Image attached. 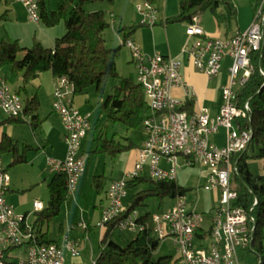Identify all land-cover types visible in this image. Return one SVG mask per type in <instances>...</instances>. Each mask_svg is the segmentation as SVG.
Here are the masks:
<instances>
[{
    "label": "built area",
    "instance_id": "built-area-1",
    "mask_svg": "<svg viewBox=\"0 0 264 264\" xmlns=\"http://www.w3.org/2000/svg\"><path fill=\"white\" fill-rule=\"evenodd\" d=\"M13 1L24 6L31 23H39L36 0ZM262 8L263 1L248 28L229 39L205 38L196 24V18L186 26V35L193 41L187 42L181 53L197 71L207 78H214L221 69L223 58L231 60L227 82L221 88L222 103L215 119L209 117L205 108L191 114L181 112L182 102L171 96L175 88L187 91L179 72V61L158 54L146 56L130 37L121 40L135 66L136 83L148 100L149 111L141 123L146 139L138 150L133 169L109 184L107 205L101 210L96 228L104 232L109 224L115 223V229L119 231L142 230L144 227L136 220L139 216L137 211L119 220L123 216V201L128 194L127 182L145 173L156 181H175L181 160L182 167L198 165L208 168L205 189L219 190V204L209 229V246L207 249L194 246V235L203 224V216L188 208L184 195H177L167 211L151 216L154 237L159 242L165 239L172 241L177 248L179 264H238L237 248L249 244L253 228L248 225L246 214L233 206L237 196L230 182L235 171L232 158L245 151L251 139V131L237 124L247 119L250 110L248 103L242 108L237 107L236 89L247 83L251 75L248 55L261 48ZM135 11L141 18V24L152 27L157 22L154 7L146 0L136 4ZM72 90L65 77L55 79L52 107L64 127L66 154L63 160L46 158L50 172L65 175L67 195L73 192L84 172V161L78 153L80 142L90 129L89 115L80 114L71 105ZM0 111L9 118L20 117L23 113L20 97L12 92L1 76ZM218 128L225 130L222 147H217L210 140ZM162 162L166 167L160 166ZM8 189L9 178L0 158V264H64V249L72 257L78 256V243L67 236H63L59 244L40 245L36 230L27 222V217L17 215L6 202ZM43 209L41 201H33L34 212ZM80 226L86 228L84 223ZM260 264H264V258Z\"/></svg>",
    "mask_w": 264,
    "mask_h": 264
},
{
    "label": "trees",
    "instance_id": "trees-1",
    "mask_svg": "<svg viewBox=\"0 0 264 264\" xmlns=\"http://www.w3.org/2000/svg\"><path fill=\"white\" fill-rule=\"evenodd\" d=\"M118 0H58L56 11L49 12L45 0H36L40 20L47 27H52L62 21L65 33L57 38L52 48H45L39 43L30 48H19L16 42L11 44L0 43V68L8 66L14 76H20L21 82L17 94L23 103V113L20 117L9 118V121L28 122L36 129L40 120L37 112L40 107L36 94H30L28 87L42 72H50L54 78L65 77L72 86V94L80 95L89 88H93L100 98L101 113L107 122L121 124L127 130L133 131L141 127L143 118L148 114L149 104L141 88L131 78L119 77L116 70V57L119 48L109 49L105 46L104 31L111 26L104 11H87L86 6L107 3L113 4ZM153 4L155 0H146ZM255 14L261 0H249ZM179 6L178 16L167 20L169 23H189L197 18L201 7L214 12L218 3L223 0H177ZM262 13L264 15V0ZM135 27L119 25L118 34L123 39L130 37ZM262 42L258 52H251L248 56L252 72L243 86L236 89V104L242 108L248 103L249 114L246 120L237 122L240 128L251 131V139L246 150L232 158L235 169L230 182L236 193L233 206L239 207L248 218V225L253 228L249 241L250 251L264 258L262 243L264 230V22L262 25ZM130 31V32H128ZM262 73V74H261ZM109 80H118L119 83L111 87L106 94ZM192 102L186 103L180 109L188 114L192 113ZM94 126L90 125V130ZM107 133H100L94 138V154L116 157L128 150L131 146L121 145L112 137L108 139ZM28 146L21 147V151H28ZM9 154L13 157L10 166L24 163L23 154L18 153V145L10 138L4 136L0 141V156ZM259 159L262 162L261 175H253L248 167L249 159ZM66 177L56 173L52 177L48 188V201L42 211L34 212L36 219L33 228L36 230L38 243H53L47 239V233L42 232L43 224H48L57 217L61 206L67 199ZM103 175L93 178L92 186L100 194L105 188ZM137 190L130 198L129 205L124 209L123 216L137 211L145 206L150 198L162 200L174 199L177 195H184L185 191L175 181H156L147 176L137 177L127 182V190ZM152 215L144 213L139 215L137 223L143 226L142 230L135 232L134 238L123 245L111 240L115 223L109 224L104 230L100 240V253L93 264H179V258L161 257L154 260L153 254L157 251L159 241L152 232ZM209 235V230H199L194 240H201Z\"/></svg>",
    "mask_w": 264,
    "mask_h": 264
},
{
    "label": "crops",
    "instance_id": "crops-1",
    "mask_svg": "<svg viewBox=\"0 0 264 264\" xmlns=\"http://www.w3.org/2000/svg\"><path fill=\"white\" fill-rule=\"evenodd\" d=\"M141 1L142 0H119V1L114 2L111 5H108V4L104 5L103 3H100L102 5L99 8H96L93 6L92 9H90L89 11L102 10L105 12L107 21H109L110 23L111 22L113 23L111 25V29L116 37L115 41L113 42L115 47H122V48L124 47L121 45L123 34L117 33V27L119 25L126 26V27L131 26L135 28L134 30H132L130 34V38L139 47L142 54L146 56H150V57L151 56L153 57V55L158 54L163 57H167L172 60L179 61L180 62L179 72L183 78V81L186 84L187 91H185L183 88H175L171 91V96L173 98H176L178 101L182 102L183 105L186 103V101L188 100L191 101L192 102V107H191L192 113L197 112L201 108H205L208 111L209 117L211 119H215L218 115V111L222 103L221 88L227 82L228 69L230 68L231 60L228 57H224L222 60L221 69L218 75L214 78H207L203 73L197 71L194 68L191 61L187 60L185 56L182 55L181 53L185 44L187 42L193 41V38H188L186 35V26L188 23H185V22L169 23L167 22L169 18L178 16L179 7L175 5V3H173L174 1L173 0H155L153 2L152 5L155 10L157 22L152 27H148L146 25L141 24L140 16L136 13V11H134L135 10L134 5L139 4ZM8 2H9V5H6L5 7L7 8V11L10 12V16L13 17L15 21L23 19L22 14L23 12L24 13L26 12L24 11L25 10L24 6L19 2H14L11 0H9ZM220 4H222V6L227 8L229 13H226V11L224 12L220 11L219 5H217V8L215 9L214 12H209V15L211 17H208V15L199 16L198 14L196 18V24L202 29L203 35L207 39H218V40L219 39H229L238 32L240 33L244 32L252 21L251 16L247 13V9H248L247 5L239 7L236 4H232L230 2H226V3L224 2ZM49 12H52V11L49 10ZM242 12L244 13L243 18L241 17ZM219 14L220 16L224 14H229L227 15V19H225L226 20L225 24H221L219 22V19H218ZM49 32L50 31H47L46 33L44 32L43 33L44 38H41L39 40H34L36 41L34 42V44L39 43L45 48L46 47L51 48L54 45L55 40L64 33V31L61 28L54 30V32H51V33ZM124 48L126 49L128 53V63L130 65V68L134 72L135 82H136L137 73L135 70V66L131 60V56H130L128 49L126 47ZM8 69L10 71L9 67ZM2 78L5 81L8 80L7 76L2 77ZM55 79L56 78H54L50 72H42L38 75L37 79L34 80L28 87L30 94H36L38 96L40 106L41 104L45 105L46 111L48 113L46 116L47 118L49 117L50 113L54 112L52 104L54 100L53 90L55 86ZM15 80H16V89L15 90L13 89L12 92H17L16 90L21 82L20 76H15ZM30 87L33 88V92L30 90ZM83 99L84 98L79 97V95H72L71 105L80 114H83V115L88 114L89 118L92 119L90 112H88V109H87L88 107L85 104H83ZM49 108H50V112H49ZM53 114L58 116L55 112ZM38 118H39V115H38ZM8 119L9 118L0 111V141L2 140L4 136H6L10 138L14 143H16L18 145V153L23 154L25 158L24 163H26V160L28 159V155L31 153L35 154L34 157L36 158V160L39 159L40 152H42V156L46 158L51 157L52 159H56V160L64 159L65 154H66V146H65V143H63L65 131H64V127L62 125V122L59 116H58L59 122H56V124L54 123L56 127L55 128L56 134L53 139H51V136L49 135V132H47V130H44L40 127L41 124H39L38 126L40 128L37 127L36 129H33L30 126V124L27 122L22 121V123H16V122L9 121ZM90 125L93 126L91 120H90ZM219 129H223V128H218L217 132L210 137V140L217 147H222L225 144V130L223 129L224 132L222 131L221 133H219ZM93 130H90V131H93ZM87 133H86V136H87ZM86 136L80 142L79 153H78L80 157H81L80 153L83 154V151H81V149L85 148L84 140L86 139ZM106 137L108 138V136ZM93 141H94V138H93ZM23 144L25 146L30 147L31 149L28 151H21V147L23 146ZM93 151L94 150H92L90 153L93 155H96L93 153ZM4 156L11 158L10 163H9L11 164V162L13 161V157L10 156L9 154H6ZM103 156H107V155L103 154ZM136 159H137L136 156L135 158H132V163H133L132 166L134 165ZM160 166L166 167L164 162H162ZM84 168H85L84 172L78 179L77 181L78 183L76 184L75 189L70 195H68L67 199H65L64 204L60 208L61 210L59 211L57 217H55V218H60L59 219L60 225L58 228L57 240L55 241L53 240V242L59 244L61 241V238L63 236H67L70 240L77 242L78 248H79L78 249L79 253H78V256L76 257H72L70 253L68 252V250H65V249L63 250L64 262H65L64 264H93L94 261L97 259L100 253L99 252L100 251V240H101L102 235L104 234H103V231L98 229L99 230V234H98L99 245L97 247L98 249L97 256H95L96 254H95L93 245L90 244V234L93 233L94 229L96 228L95 225L99 221L101 210L107 205V189L109 187V184L113 180H116V179L118 180V178L107 177L105 169L102 170V174H99L97 172L98 162L94 169L90 167H86V164H84ZM4 169L7 172V168L4 167ZM101 175L104 176L106 183H105L104 191L98 194L94 191L92 182H93L94 177L101 176ZM144 176H147V174L145 173ZM8 178H9V189L7 192L13 193L11 189L12 180L10 177ZM206 179H207V176H206ZM50 181H49V184H50ZM40 197H42V195H40ZM10 198H11L10 200L17 201V199L13 196H11ZM5 200L7 202L6 196H5ZM32 207H33V204H32ZM44 207H46V205ZM123 208L124 209L126 208L124 205V201H123ZM137 213H138V210H137ZM213 213L209 214L208 229L205 230L203 228V224L200 228L204 232H207L210 229ZM21 215H24L27 217L28 214L24 213ZM138 215H143V214L138 213ZM83 223L86 225L85 229L80 226ZM77 231L79 232L78 236L73 237L72 234ZM129 233L134 234L128 240V241H131L135 236V232H129ZM166 240L167 239L163 240L160 243H163ZM49 241H52V240H49ZM87 241H89V246H88ZM194 241L198 242V244L196 245L197 248L203 247L207 249L210 243V237L208 235L201 240L195 239ZM125 243L126 242H124L123 244ZM262 243L264 247V230H263ZM237 259H238V264L240 263L260 264V258L254 255L250 251L249 245L239 246L237 248Z\"/></svg>",
    "mask_w": 264,
    "mask_h": 264
},
{
    "label": "rangeland",
    "instance_id": "rangeland-1",
    "mask_svg": "<svg viewBox=\"0 0 264 264\" xmlns=\"http://www.w3.org/2000/svg\"><path fill=\"white\" fill-rule=\"evenodd\" d=\"M9 1V0H8ZM7 0H0V43L11 44L16 42L19 48H30L34 42V40H39L43 37V33L50 31L54 32L56 29H62L65 33V27L62 21L58 22L52 27H47L41 20L38 25L30 22L28 15L23 11V19L15 21L13 17L10 16V12L7 11L6 5H9ZM13 1V0H11ZM119 1V0H118ZM175 5L178 6L177 0H173ZM225 3L230 2L232 4H236L239 7L247 5V13L253 19L254 12L250 5L249 0H223ZM263 1V0H262ZM8 2V4H7ZM16 2V1H14ZM47 10L56 11L58 0H45ZM142 3V1L140 2ZM247 3V4H246ZM104 5L107 3H103ZM219 4V10L226 13H229L227 8ZM102 4L96 3L93 5L86 6V10L89 11L92 7L99 8ZM111 5V4H108ZM179 7V6H178ZM135 8V5H134ZM135 11V10H134ZM105 13V12H104ZM134 14V13H133ZM199 16L209 15V11L205 7H201L199 10ZM243 12L241 13V17L243 18ZM25 15V16H24ZM135 15V14H134ZM227 15L224 14L220 16L218 15L219 22L221 24H225V19H227ZM118 28V27H117ZM63 33V34H64ZM60 35L59 38L61 36ZM103 38L105 41V46L109 49L119 48L118 54L116 57V70L119 77L122 78H131L135 81L134 72L130 68L128 63V53L126 49L123 47H115V35L112 32L111 26L107 28L103 33ZM53 47V46H52ZM51 47V48H52ZM48 48V47H46ZM0 75L2 77L7 76L8 80L6 81L9 88L11 90L16 89V80L15 76L9 71L8 66L2 67L0 69ZM119 83L118 80H109L108 85L106 87V94L110 93L111 87L117 85ZM30 90L33 92V88L30 87ZM79 97L84 98L83 104H85L88 108V112H90L92 119V125L94 126V130L87 133L85 141V148L81 149L83 154L81 157L86 164V167H90L92 169L95 168L98 162V173L102 174V170H106V176L109 178H118L121 179L125 173L132 170V158L138 157V148L143 145L146 139L145 131L143 126L137 128L136 130L130 131L127 130L123 125H116L112 122H107L104 115L101 113V108L99 105L100 98L95 93L93 88H89L85 93L80 94ZM48 110V109H47ZM37 113L39 115L40 127L49 132L51 139L55 136V124L59 122L58 116L53 114L54 112L49 114L47 118V111L45 105L41 104L40 109ZM50 112V108H49ZM60 118V116H59ZM61 120V119H60ZM28 123V122H27ZM55 123V124H54ZM54 124V125H53ZM38 127V128H40ZM223 129H219V133H221ZM107 133L108 139L114 137V140L119 142L121 145L131 147L122 152L116 158H110L109 156H103L100 154L93 155L90 152L95 148V142H93V138L97 137L100 133ZM224 132V131H223ZM40 158L36 160L34 157L35 154L31 153L28 155V159L26 163H19L13 166H10V159L7 156L1 155L3 165L7 168V175L12 180L11 189L13 193H6L7 203L14 208L15 213L17 215H21L27 213V222L29 224L34 223L36 219V215L34 213L32 204L33 200H40L44 206L48 201V188L47 184L53 177L55 173L50 172L46 166V157L42 156V152L39 153ZM137 160V159H136ZM136 162V161H135ZM135 164V163H134ZM132 166V167H131ZM248 167L250 172L253 175H261L262 172V162L259 159H249ZM175 182L176 184L183 188L185 191V198L188 204V208L190 210H194L196 213L201 214L203 216V228L205 230L208 229L209 223V214L213 213L219 204V190H207L206 186V176L208 177L209 169L201 168L198 165H193L190 167H182L181 160L178 162ZM120 176V177H118ZM137 190H127V197L124 199V205L127 207L130 203L131 196ZM42 195V197H40ZM11 196L15 197L17 201L10 200ZM17 202V203H16ZM173 200L170 198H163L162 200H158L156 198H150L145 201V206L139 207L138 213L144 214L149 213L151 215L158 214L161 212L167 211L172 207ZM61 217V216H60ZM60 218L52 219L48 224H43L42 231L43 233H47L49 240H57L58 237V228L60 225ZM48 231V232H47ZM78 231L72 234L73 237L78 236ZM99 230L95 228L93 233L90 234V244L93 245L95 256L98 253V245H99ZM134 234L129 233L127 231H119V229H114L111 234V240L116 242L117 244L123 245L124 242L128 243L129 238H131ZM127 240V241H125ZM89 246V241H87ZM198 244L197 241H194V246ZM159 247L157 251L153 254V259L156 260L161 257H171L176 259L178 257L177 248L173 245L170 239H167L163 243H159ZM162 250V251H161ZM245 255V254H244ZM253 258V257H252ZM242 264V263H240Z\"/></svg>",
    "mask_w": 264,
    "mask_h": 264
}]
</instances>
